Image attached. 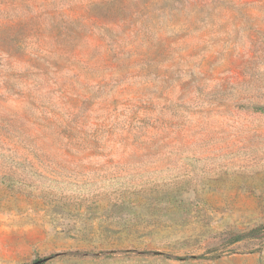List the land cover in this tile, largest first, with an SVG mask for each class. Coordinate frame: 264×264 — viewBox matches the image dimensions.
Here are the masks:
<instances>
[{
    "label": "rangeland",
    "instance_id": "obj_1",
    "mask_svg": "<svg viewBox=\"0 0 264 264\" xmlns=\"http://www.w3.org/2000/svg\"><path fill=\"white\" fill-rule=\"evenodd\" d=\"M0 264H264V0H0Z\"/></svg>",
    "mask_w": 264,
    "mask_h": 264
},
{
    "label": "trees",
    "instance_id": "obj_2",
    "mask_svg": "<svg viewBox=\"0 0 264 264\" xmlns=\"http://www.w3.org/2000/svg\"><path fill=\"white\" fill-rule=\"evenodd\" d=\"M238 238H241V235H236V239L235 240H238Z\"/></svg>",
    "mask_w": 264,
    "mask_h": 264
}]
</instances>
